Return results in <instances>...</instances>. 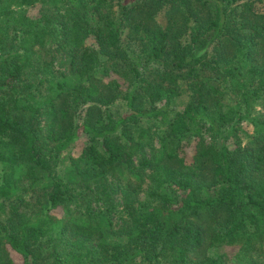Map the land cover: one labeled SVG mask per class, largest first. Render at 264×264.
Instances as JSON below:
<instances>
[{
  "label": "trees",
  "instance_id": "trees-1",
  "mask_svg": "<svg viewBox=\"0 0 264 264\" xmlns=\"http://www.w3.org/2000/svg\"><path fill=\"white\" fill-rule=\"evenodd\" d=\"M261 1L0 0V264H264Z\"/></svg>",
  "mask_w": 264,
  "mask_h": 264
},
{
  "label": "rangeland",
  "instance_id": "rangeland-1",
  "mask_svg": "<svg viewBox=\"0 0 264 264\" xmlns=\"http://www.w3.org/2000/svg\"><path fill=\"white\" fill-rule=\"evenodd\" d=\"M255 8L259 11H264V0H262L261 2H258L255 4ZM34 11L31 12V15H34ZM157 20L160 24L164 25L165 24V18H164V15L163 13H159L157 15ZM188 101V94L187 93H183L179 98H178V101L176 102L175 106L173 107V109L175 111H180L184 108L185 104L187 103ZM255 111L258 113L260 112L258 108L255 109ZM83 113L84 112H80L79 113V117H78V120H79V123L81 122V118L83 116ZM159 123H156V127H159L160 129H163L165 128V126H163L162 124L159 126L158 125ZM241 129L243 130L244 134H241L240 133V136L242 138V141L245 142L246 141V136L247 135H251L252 133V127L251 125L247 122V121H244L241 123ZM205 137V140L208 142V143H219V140L218 139H213L209 134H205L204 135ZM89 136L86 135V134H82L78 139L75 140V142L63 153L62 155V158L63 159H60V163L59 165L57 166L56 168V171L58 173H61L63 171V169L66 167V165L68 164L69 162V158L71 157H77L80 155L82 149L89 143ZM185 154H186V157L189 158L190 157V154H191V148H186L185 149ZM143 197V195H141V198ZM108 241L109 242H115V241H122V239H116V238H113V237H109L108 238ZM236 249H231V248H223V249H215L214 251H212L211 254H217V255H221L223 254L224 252H226L229 256H232L234 253H235ZM226 264H237L234 260H229L226 262Z\"/></svg>",
  "mask_w": 264,
  "mask_h": 264
}]
</instances>
